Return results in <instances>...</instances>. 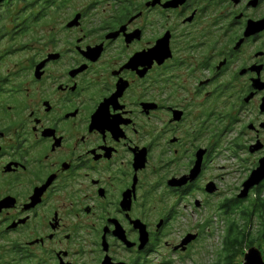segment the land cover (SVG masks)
<instances>
[{"label":"flooded vegetation","instance_id":"obj_1","mask_svg":"<svg viewBox=\"0 0 264 264\" xmlns=\"http://www.w3.org/2000/svg\"><path fill=\"white\" fill-rule=\"evenodd\" d=\"M22 2L12 36L0 28V264L191 258L210 217L264 189L223 199L264 159V0L0 8Z\"/></svg>","mask_w":264,"mask_h":264},{"label":"rangeland","instance_id":"obj_2","mask_svg":"<svg viewBox=\"0 0 264 264\" xmlns=\"http://www.w3.org/2000/svg\"><path fill=\"white\" fill-rule=\"evenodd\" d=\"M83 5L84 4H82L81 6ZM25 7L26 5L24 2L11 5L8 7V10H9L8 14L6 13L7 12L6 5L0 8V28H3L1 29L3 30V32L11 31V32H7V34L9 35L11 33V36H12L13 30L18 28V24L19 22H21L16 18H23L25 16V13L27 11L25 10ZM3 25L5 27H3ZM35 25L36 26L33 29V36H35L37 39H40L42 38L41 37L42 30L44 28L45 29L47 28V24L44 23L43 21H39V24H35ZM2 35L0 37L1 38L0 55L1 53H4L6 50L10 49V44L12 42L10 37H6ZM34 44H38V43H34ZM20 45L21 44H19L17 47H19ZM21 54L22 52H20L18 55H21ZM248 158L250 160L248 162L250 163L252 160H254V158L252 157H248ZM219 163L221 164V162ZM226 163L227 161L225 162V164ZM229 164L230 163L228 162L227 165ZM250 169H251L250 164H242L241 172H238L234 175L226 177L227 181L225 182L226 185L223 186V190H224V193L225 194L227 193L228 195L224 196L223 199L230 198L233 195H235L234 190L237 189L242 183L244 184V181L247 180L248 174H250L249 172ZM228 190L230 191L228 192ZM254 196H252L251 198H254ZM262 199H264V191L262 193ZM244 204H246V202ZM210 218H211L210 225L208 226V229L207 227L205 228V233L208 234L209 238L205 240L204 242L202 241L200 244L196 245L191 258H188L185 260L177 259L178 262H176V264H215V262H217V255L221 251V245L224 241V238L226 236V231L229 227L228 220L236 219L239 222L240 219L238 218V216H236V214H232L229 216L227 215L224 218L223 217L218 218L217 216H215L213 219L212 217ZM192 222L193 224H200V222L203 223L204 220L200 217L198 218V220L193 219ZM182 223H183V226H184V223L188 224L186 220L183 221V218H182ZM255 248L263 249V245L261 243H258L256 244ZM249 250L250 249L243 250L242 256L244 257L243 258L241 257L240 259H238L236 264H244L245 256L249 252Z\"/></svg>","mask_w":264,"mask_h":264},{"label":"trees","instance_id":"obj_3","mask_svg":"<svg viewBox=\"0 0 264 264\" xmlns=\"http://www.w3.org/2000/svg\"><path fill=\"white\" fill-rule=\"evenodd\" d=\"M263 188H260L254 198L249 199L242 205L240 213L236 216L240 219L228 220V229L221 245V251L217 255L215 264H236L237 260L243 258V250L251 249L261 243L260 248L264 257V199H262ZM231 212L229 215H232Z\"/></svg>","mask_w":264,"mask_h":264},{"label":"water","instance_id":"obj_4","mask_svg":"<svg viewBox=\"0 0 264 264\" xmlns=\"http://www.w3.org/2000/svg\"><path fill=\"white\" fill-rule=\"evenodd\" d=\"M2 0H0L1 2ZM264 182V159L260 161V166L255 169L249 178L244 182L242 191L239 194L240 199H247L249 197L250 192L260 186ZM198 238L197 235H188L183 243V245L187 246L191 242L195 241ZM249 260L253 262V264H264V257L262 252L258 248H251L249 252L246 254L244 259V264H249Z\"/></svg>","mask_w":264,"mask_h":264},{"label":"snow or ice","instance_id":"obj_5","mask_svg":"<svg viewBox=\"0 0 264 264\" xmlns=\"http://www.w3.org/2000/svg\"><path fill=\"white\" fill-rule=\"evenodd\" d=\"M249 264H253V262L251 260H249Z\"/></svg>","mask_w":264,"mask_h":264}]
</instances>
